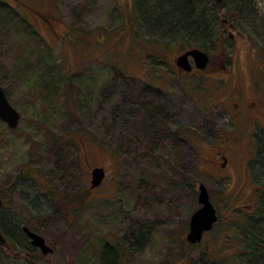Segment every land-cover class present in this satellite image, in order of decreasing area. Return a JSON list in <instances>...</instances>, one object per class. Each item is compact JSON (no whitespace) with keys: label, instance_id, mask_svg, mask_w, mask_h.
<instances>
[{"label":"rangeland","instance_id":"374dc122","mask_svg":"<svg viewBox=\"0 0 264 264\" xmlns=\"http://www.w3.org/2000/svg\"><path fill=\"white\" fill-rule=\"evenodd\" d=\"M164 1L0 0V87L20 116L15 129L0 120V222L7 240L0 264H105L104 245L124 235H131L132 264L264 263L261 179L255 176L256 201L257 187L244 172L251 126L231 122L220 97L203 113L208 92L220 82L176 77L167 65L170 53L164 63L143 56L148 47L164 56L157 43L178 40L148 25L153 5ZM20 2L53 17L56 36L36 15L21 11ZM202 4L210 36L183 38L172 54L184 42L202 44L212 69L230 62L222 72L229 73L225 85L240 80L250 93L247 67L264 65L258 57L264 53V0ZM162 73L172 75L158 79ZM145 74L149 86L141 81ZM218 135L238 138V156L229 158V177L215 181L205 174L211 171L204 158ZM189 138L204 141L196 147L199 155ZM94 167H103L107 179L77 204L75 191L87 186L86 172ZM197 184L206 187L219 222L189 246ZM24 225L36 228L54 253H36ZM26 251L32 253L25 260L14 258Z\"/></svg>","mask_w":264,"mask_h":264},{"label":"flooded vegetation","instance_id":"af4514ba","mask_svg":"<svg viewBox=\"0 0 264 264\" xmlns=\"http://www.w3.org/2000/svg\"><path fill=\"white\" fill-rule=\"evenodd\" d=\"M17 1L18 0H14ZM19 9L21 8V11H29L32 14L36 15V17L39 18L40 22L44 25H46L53 33L54 36H56L55 32H54V19L53 17L47 16L39 11H37L35 8L31 7L30 5L20 2V6H18ZM24 12V13H25ZM227 21H224V24H226ZM238 35L242 38V39H247V35H243L241 33L238 32ZM187 36L183 37L186 38ZM231 39L233 38L232 36H229ZM182 38V39H183ZM189 38V37H188ZM175 43L179 44L180 42H172V43H167L169 45H167L165 42L161 43L160 41L157 43V45L161 48L162 51H164V56H162V53L159 52V50H155V48H150L148 47V53L147 54H143V56L148 59L150 57L152 58H157L159 59L160 63H164L163 58H165L167 56V58L170 56L171 54V59H169V62H167L168 66H170V69L173 71V74L176 77H180L182 79L188 80L190 83L191 82H201L203 83V81H217L220 82L221 85L219 83H217L216 86L213 87V89H211L208 92V96H206V100L208 105L205 106L202 111L205 115H207V108L210 107V101L213 100V98H218L220 97L219 104L220 102L225 106V108L222 107V111L223 114H228V118L231 120V122H236L237 124L239 123V125H247V127L251 126V130H250V134L248 135L247 141H249V148L250 150H248L246 152L247 157L246 158V166H248V169L246 168L244 170V172L246 173L247 177L250 178V182H254V184L256 185L257 189L253 187L254 193L257 192V197L255 196V200L257 201L259 199V195H258V191L259 188L257 186V179L255 177V171L250 172V168L249 166H251L253 164V162H255L258 154V148H259V132L256 134L257 130H252V128H259L261 130L264 131V83L260 84L258 81H260V78H264V65L260 62L258 63H252V65L248 66V72L250 73L249 77H250V81L252 83V85L254 86L252 91L250 93H246V91L243 88V85L241 84V81H237V80H229V84L225 85L226 80H223V77H225V74H229V73H222V72H228L231 69V64L228 61L226 64L217 65V68L215 67L214 69H212L211 66V59H210V53L207 51L208 49L201 47H192L191 44H189V42H184L182 45H180L177 48V52L175 54H172L171 49ZM150 46V45H149ZM174 47V46H173ZM197 49L203 53H205L207 55V63L206 65L201 69L198 68L195 64L194 59L191 56H188L186 59V65L185 66H178L177 65V58L182 56L183 54ZM249 53H253L251 47L248 49ZM170 53V54H169ZM258 57L259 58H263L262 60L264 61V53L263 51H259L258 52ZM254 65L258 66L255 67ZM254 66V67H253ZM169 75L172 74H168V73H162L157 75L158 79H170ZM230 78H235V75L232 76L231 74L229 75V79ZM149 80V75L145 74L144 76L141 77V81L142 83H146L147 86H149L150 84L148 83ZM152 80V78H151ZM154 80H152L153 83ZM197 87V86H196ZM223 114H216L218 115L217 117V121L219 123V120H221L223 118ZM208 117V116H207ZM217 122H215V124H218ZM248 130V129H247ZM211 135L209 134V137ZM190 142V145L194 146V150L195 153L197 155H199V152L197 150V146L198 144H203L204 141L198 142L196 138H189L188 139ZM216 141L213 142L212 144H208L211 147V150L209 151V153L206 155V157L204 158V160L207 161L208 164V168L211 172H206L205 174L212 177V179H214L215 181L221 180L224 177H227L229 174V167H228V163H229V158L230 156H234L237 152H236V147L238 144V138L237 137H222V135H218L217 138L215 139ZM219 142V143H218ZM251 151V152H250ZM250 152L249 156L248 153ZM256 152V153H255ZM238 156V153H237ZM253 166V165H252ZM95 168H101V167H94V168H90L89 170H87V186H81L78 188L77 191H75L74 195L76 196L75 200L77 202V204L81 203L84 199H86V196H91L93 192L97 191L98 189H100L106 179V172L104 169V178L102 179L101 183L99 184V186L97 187H92L91 185V173L92 170ZM253 168V167H252ZM229 177V176H228ZM256 179V180H255ZM198 185V184H197ZM244 185L239 186L238 190L236 191V193L238 194V196L240 197L241 195H243V187ZM252 187V186H251ZM261 188V187H260ZM48 192H50V190H47ZM39 192H40V188H39ZM261 192V189H260ZM48 195V194H47ZM73 195V196H74ZM84 195V198H83ZM89 199L87 198V201ZM211 200V197H210ZM212 202V201H211ZM213 204V203H212ZM214 206V204H213ZM3 205L1 206V211H2ZM215 208V206H214ZM78 210V208H77ZM216 210V208H215ZM1 211H0V218H1ZM216 214H217V222L213 225L212 229L209 232H206L205 234H203L202 236V240L204 238V236L208 233H210L214 227L217 225V223L219 222V215L218 212L216 210ZM188 226H189V221H188ZM8 227V226H7ZM0 230L3 234V227L0 224ZM25 230H28L29 232L35 233L39 236H41L38 233V230L32 226L29 225H24L22 227V232L24 234V236L27 238L29 244L30 243V239L27 236ZM187 229V233H188ZM186 233V235H187ZM186 235H185V241H186ZM43 239L44 237L41 236ZM128 237L130 236H126L124 235L121 239L122 242L119 243H111V242H107L104 247H103V254L104 256L108 253L109 255H111L112 257L108 260L109 262L105 263V264H132V260H131V255H129V253L133 252V245H132V240L128 239ZM202 240L194 245H189V246H196L198 244H200L202 242ZM7 241V240H6ZM45 241V239H44ZM46 243V242H45ZM9 244V242H8ZM47 245V243H46ZM32 246V245H31ZM50 247V246H49ZM33 249L36 250V253H40V255L42 257H47L50 256L54 253V248L53 252L50 253L49 255H42L41 251L35 247L32 246ZM35 250H32L33 252ZM138 251V249H135ZM32 253V252H31ZM29 252L26 251V253H22L19 252L16 255H14V258L16 260H25L27 257L31 256ZM28 261V260H27ZM198 264H208L207 262H198Z\"/></svg>","mask_w":264,"mask_h":264},{"label":"trees","instance_id":"16d2710c","mask_svg":"<svg viewBox=\"0 0 264 264\" xmlns=\"http://www.w3.org/2000/svg\"><path fill=\"white\" fill-rule=\"evenodd\" d=\"M5 5V4H4ZM154 10H156L147 19L150 29L154 30L158 34L173 33L178 40L183 37H196L197 40H205L206 35L210 36L209 23L207 22V15L204 12L202 0H165L163 3L155 4ZM236 8V7H235ZM239 8V7H238ZM5 11H11L10 5H5ZM17 12L20 14L21 11ZM22 16V13H21ZM207 40V39H206ZM169 43V41H166ZM200 46H203L202 44ZM199 46V47H200ZM204 48V47H203ZM258 156L253 162L252 169H255V176L261 179V194H264V133L260 135ZM255 167V168H254ZM179 184V183H178ZM264 197V195H263ZM264 199V198H263ZM1 224V222H0ZM259 240V239H258ZM184 247V246H183ZM1 253V252H0ZM111 258V255H105ZM0 259L5 262L0 254ZM256 264H264L258 263Z\"/></svg>","mask_w":264,"mask_h":264},{"label":"water","instance_id":"95a60500","mask_svg":"<svg viewBox=\"0 0 264 264\" xmlns=\"http://www.w3.org/2000/svg\"><path fill=\"white\" fill-rule=\"evenodd\" d=\"M188 56H191L194 59L198 68L202 69L207 63V55L194 49L178 57L177 65L185 66ZM19 118V113L10 105L4 91L0 87V120L6 123L8 128L15 129L18 126ZM104 175L103 168H95L92 170L91 185L93 188L99 186ZM197 201L199 207L190 216L189 230L186 235V241L189 244L199 243L203 234L210 231L218 219L216 210L210 201L209 193L203 184H199L197 187ZM25 232L30 239L31 245L38 248L42 255H49L53 252V250L45 244V241L41 236L29 232L28 230H25ZM5 243L6 241L0 232V246L5 245Z\"/></svg>","mask_w":264,"mask_h":264}]
</instances>
